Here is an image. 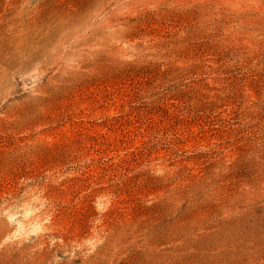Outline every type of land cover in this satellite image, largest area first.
<instances>
[{"label":"rangeland","instance_id":"374dc122","mask_svg":"<svg viewBox=\"0 0 264 264\" xmlns=\"http://www.w3.org/2000/svg\"><path fill=\"white\" fill-rule=\"evenodd\" d=\"M0 264H264V0H0Z\"/></svg>","mask_w":264,"mask_h":264}]
</instances>
